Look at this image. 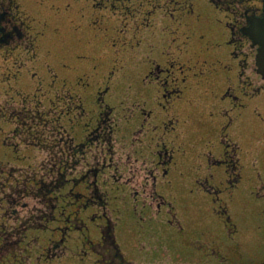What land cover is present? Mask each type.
I'll return each instance as SVG.
<instances>
[{
	"label": "rangeland",
	"instance_id": "1",
	"mask_svg": "<svg viewBox=\"0 0 264 264\" xmlns=\"http://www.w3.org/2000/svg\"><path fill=\"white\" fill-rule=\"evenodd\" d=\"M250 5L261 9L260 0ZM14 6L29 25L31 51L25 46L9 56L0 51V107L20 110L24 105L21 99L26 97L30 111L46 113L45 123L37 128L42 144H33L32 135L37 131H31L28 138L25 131L21 138H12L9 129L19 132L21 128L0 119V160L11 162L4 168L12 166L23 173H13L12 189L22 190L26 183L30 193L22 199L19 193L14 196L28 205L23 211H28L33 227L40 223L47 226L46 230H29V239H38L28 247H45L55 236L52 229L74 224V217L66 216L72 209L62 207L68 201L70 179L76 178L79 184L87 165L78 155L79 163L73 166L74 157L63 153L65 141L73 136L76 142L82 140L87 114L97 111L99 103L112 109L110 123L115 126V138H128L126 145L131 152L149 153L150 141L160 130L154 132L153 126L162 127L167 115L158 101L159 90L144 77L153 64L173 62V70L177 69L185 81L181 97L168 112L177 118V123L172 122V160L165 176L160 169L154 175L155 191L167 205L159 213L149 206L151 188L142 186L139 163L132 164L137 169L134 177L129 172L124 176L114 173L120 169V159L124 160L114 144L113 153L110 150L107 155L112 164L102 179L116 242L135 263L257 264L264 260V79L256 73L255 49L247 42L237 49L236 61L232 59L227 25L231 17L224 12L227 5L215 7L209 0H14ZM240 59H247L242 79L249 76L254 95L240 96L242 105L232 112L227 129L237 144L240 179L215 199L202 182L211 174L217 184L223 177L221 168H209L208 156L221 152L218 136L228 121L220 109L229 103L221 100L222 92L229 77L240 87ZM230 62L235 63V78L222 67ZM179 65L184 69L180 71ZM138 105L142 109L136 113ZM143 110L151 113V128L144 126L131 144L133 133L144 123ZM74 114L77 119L73 125ZM53 118L60 124L59 133L47 126ZM5 136L12 147L3 144ZM4 180L5 176H0V181ZM151 183L152 176L149 187ZM38 187L47 195V205L32 194ZM83 187L81 183L75 189ZM51 204L60 205L65 214L56 210L60 220L47 223ZM1 206L5 210L6 204ZM223 207L228 220L222 215ZM17 209L21 217V206ZM2 211L0 223H6ZM97 212L93 208L79 214L88 227L83 233H89L94 241L105 221L95 218ZM12 225L19 222L13 218ZM71 233L67 247L76 252L83 247V235ZM55 262L51 264H94L90 258L80 261L71 256Z\"/></svg>",
	"mask_w": 264,
	"mask_h": 264
},
{
	"label": "flooded vegetation",
	"instance_id": "2",
	"mask_svg": "<svg viewBox=\"0 0 264 264\" xmlns=\"http://www.w3.org/2000/svg\"><path fill=\"white\" fill-rule=\"evenodd\" d=\"M210 1L214 2L215 6L217 7H219L220 4L227 5L226 9L228 11L224 12H226L231 17V21H229L227 24L230 31L228 44L230 47L231 57L235 62L237 59V49H241L244 42H247L250 49L254 48L249 39L240 32V29L246 22V16L258 14L259 9L250 5V2L253 0ZM17 10V6H14V0H0V51L5 53L6 56H9L13 50L21 48L22 46H25V50L31 51V39H29L31 34L29 31V25L20 18V13ZM234 62L233 64L230 62L229 65L224 64L222 67L228 68L229 72H233L235 78L236 69ZM169 64L171 65L169 66ZM169 64L163 66L159 64H153L151 70L144 77L145 80H150L149 84H153L154 87L159 90L160 93L158 92V101H160V105L163 107V110L167 115L166 121L168 122L163 123L164 128L163 126H153L154 132H156L158 129L160 130L159 133L155 135V138H153V141H150V146L148 148L149 153L138 154L136 151L131 152L130 148H127L126 145L128 138L125 136H123L122 139L115 138V126L110 123V113L112 109L103 103H99V109L97 111H90V114H87V121L83 125V129L85 128V133L82 137V140L76 142L75 137L73 136L68 140V142L65 141L66 151H63V153L68 154L70 158L74 157L73 166L76 167L79 163V159H77L78 155L81 158H85V163L87 166L85 171L80 175L81 181L79 184L76 183L78 182L76 178L70 179L72 186L68 191V201L65 206L62 207V209L64 208L63 210H66L67 207L70 208V210L72 209V213H67L66 216H73L74 224L58 227L55 230L52 229L51 231L55 236L49 240L47 246L40 249L36 248L34 250H31L28 247L30 246L31 241H34L35 239H29V230H46L45 228H47V226H41L42 224L40 223V226L33 227V225L30 223L28 211H23L28 210V205L24 201L21 202L23 197H27L30 194L28 188L26 187V183H22L24 187L22 190L19 189L14 191L12 189L13 187L11 180L13 173L21 169H15L12 166L6 169L4 167H7V165L11 162H3L0 160V176H5V180L0 181V204H6L5 210L3 206H1L0 210H3L2 218L7 221L6 223H0V264H51L55 261L62 263L70 256L77 258L80 261L90 258L94 264H156L155 262L135 263L134 261L129 260L128 257L121 251L115 239V224L108 219V191L103 189L105 180L102 179V176L104 175L105 170L108 169V166L112 164L111 157L107 155L110 150L111 153H113V147L115 144L120 158L124 157V160L120 159V169L116 168L114 173L124 176V173L127 175L126 172H129L128 175L134 177L137 169H135L132 164L133 162L139 163V167L141 169V173L139 175H144V178L142 179V186L151 188L149 189V192L152 202L149 203V206L156 208L158 213L160 212L162 206H164V209L166 208L167 201L155 191L154 175L155 172L160 169L162 172H164L163 175L165 176L167 174V168L172 160L171 147L173 145L172 132L174 130L172 122L177 123V118L168 112L171 110L174 101L181 97V87L185 81L184 77H181L180 79V74L177 72V69L176 71L173 70V62ZM245 65H247V59H240V87H238V84L235 83V79L233 80V78L229 77L227 86L222 92L221 100H228L229 103L228 107H221L220 113L227 119L228 122L221 127L220 134L218 136L221 152H219V155L217 156H211L209 153L208 161L210 169L213 167L221 168L223 177H221V180H219V183L217 184L214 182V177H212L211 174L209 180L207 179L202 182V187L204 190L215 195V199H217L218 195L223 191L234 187L240 179V168L237 158V144L234 143L228 136L227 129L232 123V112L238 107V105H242V99L240 96L243 98L254 96L250 91L253 83L249 79V76H245V79H242L245 72ZM178 67L180 71L184 69V65H179ZM7 79H10V77ZM144 79L143 82L145 83ZM180 80L182 81L180 82ZM262 86L263 85L256 88L257 92L255 95L260 92ZM236 93L239 96H237ZM21 100L24 102V105L20 110L14 111V109H11L8 106L0 107V119L12 124L15 123V128H21L19 132L18 129H9L12 138H21V134L23 133L22 131H25L26 138H28L29 134H31V131H37L35 135L31 134L33 144H42L43 137L40 136L42 133L39 132L37 128L39 125H41V122H43V124L45 123L43 118L46 113L42 114L38 110L30 111L26 106L27 98L24 97ZM134 106H136V104ZM139 109L142 108L138 105L136 108V113L141 111ZM142 112L145 113L143 116L144 123L139 130L133 133L131 144L136 142L138 139V134L143 132L144 126L147 128V130L151 128L148 123L151 118V113L147 114L144 110ZM76 119L77 115L74 114V118H71V121L73 120V125ZM48 125H51L53 131L56 130L57 133L60 132V124L57 123L55 118H53L51 121H48L47 126ZM76 127L78 126L76 125ZM146 135L147 134L144 132V137H146ZM7 138L8 136H5V138L3 137V144L12 147L13 145H11V143L8 145ZM22 140H24V138H22ZM54 146L56 148H60L59 144L55 143ZM131 146L133 147L134 145ZM20 175H23L22 171L20 172ZM151 176L153 177V183H151V187H149L148 179ZM81 183L84 184L83 189L76 190L75 188H77L78 185H81ZM64 186L66 187L68 184H62L61 187ZM6 188L7 190L5 191ZM55 188L60 189V185H56ZM47 192V194L50 193L49 191ZM15 193H19L21 198L20 200L15 198ZM32 194L39 198L45 205H47V201H45L47 200L45 197L47 195H45V193L42 192L39 187L35 192L33 191ZM152 203H155V205ZM18 206H21V211H23V214L20 215L21 217L18 216L20 214L18 213ZM50 207V214L47 223L60 220V215H56V210L57 214H65V211L59 209L60 205L57 207V205L51 204ZM93 208L99 210V212L95 214V218H101L105 220L104 224L100 225L99 238H97L95 241L93 240L94 237H91L89 233H83V230L88 231V227L83 218L79 217L81 211L83 213L86 210ZM221 209L222 215L228 220L226 209L224 207ZM41 212L43 211L41 210ZM13 218L19 222V225L12 228ZM44 218L45 216H43V219ZM92 220H94V217ZM71 231H79L83 235V247L77 249L76 252L71 251V248L67 247V240L71 237ZM37 239L38 237L35 240ZM215 255L216 254L213 256ZM257 264H264V260Z\"/></svg>",
	"mask_w": 264,
	"mask_h": 264
},
{
	"label": "water",
	"instance_id": "3",
	"mask_svg": "<svg viewBox=\"0 0 264 264\" xmlns=\"http://www.w3.org/2000/svg\"><path fill=\"white\" fill-rule=\"evenodd\" d=\"M262 1L261 14L246 16V25L240 32L256 46L255 66L256 72L264 78V0Z\"/></svg>",
	"mask_w": 264,
	"mask_h": 264
}]
</instances>
